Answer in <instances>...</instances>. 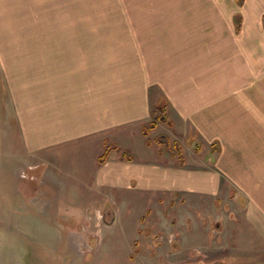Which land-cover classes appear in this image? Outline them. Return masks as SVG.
Listing matches in <instances>:
<instances>
[{
	"label": "rangeland",
	"instance_id": "1",
	"mask_svg": "<svg viewBox=\"0 0 264 264\" xmlns=\"http://www.w3.org/2000/svg\"><path fill=\"white\" fill-rule=\"evenodd\" d=\"M180 5L198 6L205 46L214 33L219 56H236L237 78L243 76L236 85L251 86L236 101L241 110L234 124L229 118L219 125L231 156L220 157L227 166L219 194L164 192L126 206L115 188L100 189L95 181L92 156L99 146L88 150L89 142L82 141L41 147L33 129L26 142L19 136L0 139V264H264V253L248 254L240 246L251 233L243 217L227 220L229 213L243 212L239 195L264 193V0H0V65L22 79L25 70L41 68L45 103L59 99L67 109L70 102L69 122L82 123L91 113L81 103L85 96L93 100L102 85L107 105H115L122 81L109 74L149 46L137 43V20L154 14L150 6L171 11ZM233 12L241 21L243 15L240 33ZM2 121L0 134L8 135ZM154 130H143L147 141L175 154L180 143L190 147L194 162L193 137L167 126ZM218 216L225 219L220 230Z\"/></svg>",
	"mask_w": 264,
	"mask_h": 264
},
{
	"label": "crops",
	"instance_id": "2",
	"mask_svg": "<svg viewBox=\"0 0 264 264\" xmlns=\"http://www.w3.org/2000/svg\"><path fill=\"white\" fill-rule=\"evenodd\" d=\"M146 6L143 5L138 12L145 10ZM175 7L170 11L150 6L154 14L137 20V43L145 42L149 46L140 50L138 56H126L129 59L121 64L123 68L109 74L121 78L118 82L122 81L115 105H107L108 94L102 85L93 90L94 93L99 92L93 100L89 95L85 96L86 101L81 103L91 113L88 120L86 117L82 123L69 122L70 102H67V109L59 103V99L45 103L41 68L25 70L27 75H23L25 78L22 79L14 78L12 69L5 68V64L0 65V119L8 130V135L6 132L0 134L1 141L19 136L26 142L28 131L33 129L35 135L32 138L40 142L41 147L43 143L48 146L51 143L59 146L74 143L77 146L76 143L82 141L89 142L86 143L88 150L99 146L101 150L92 156L96 160L93 167L95 181L100 189L115 188L126 206L142 200L147 202L164 192H191L209 197L218 195L221 172H225L224 166H227V162L221 165L220 157H231L224 152L229 145L222 144L219 125L229 118L234 124L241 110L237 111L236 101L242 94L250 93L251 86L236 85L235 80L243 77L239 73L237 78L239 67L236 56H219L220 41L218 44L214 33L207 36V42L211 38L213 41L205 46L203 15L198 6ZM232 14L235 25L236 12ZM150 20H153V27ZM146 22L149 25L145 26ZM241 24L238 33L243 29V15ZM262 26L264 29V14ZM230 41L231 37L227 38V44ZM103 69L107 71V68ZM127 77L133 79L128 84L123 83ZM48 95L56 94L52 92ZM163 100L171 126L167 122H159L153 133L167 126L172 133L193 137L196 141L192 148L196 154L194 162L189 155L190 147L185 150L180 143V158L179 152H166L161 144L149 145L144 137V127L152 122L153 111ZM107 145H116L122 151L113 152L105 164L97 165V159ZM123 152L133 160L125 159ZM1 155L4 152L0 150ZM115 155L118 160L114 161L112 158ZM237 162L233 160L231 167H235ZM257 193L259 195L253 194V191L249 195H239L245 201L243 210L240 208L243 212L235 210L236 215L229 213L227 216L230 222L234 217H237L235 222H240L243 217L244 226L251 231L248 241L240 244L248 254L264 253V193L262 189ZM216 221L220 230L225 219L218 216ZM230 225L228 223L227 227Z\"/></svg>",
	"mask_w": 264,
	"mask_h": 264
},
{
	"label": "trees",
	"instance_id": "3",
	"mask_svg": "<svg viewBox=\"0 0 264 264\" xmlns=\"http://www.w3.org/2000/svg\"><path fill=\"white\" fill-rule=\"evenodd\" d=\"M239 2L241 4L243 2V0H239ZM234 22H235L237 31L240 30L241 29V23H242L241 16L240 15H238V16L236 15ZM160 104H164V103H158L156 105V107H155V109L153 111V120H152V122L149 125L144 127V134L145 135H148L150 133V131L156 129L158 123L161 122V121H164V122H167V123L171 124L170 121L168 120V117H167L166 113H165L166 105H164V108L162 110L160 108ZM147 142H148L149 145L153 143L150 140H148ZM117 150H119V148L116 145H108V146H106L105 151L98 157V160H97L98 165L101 166V165L105 164L108 161V159L110 158L112 152L113 151H117ZM178 152L180 153V158H182V153H181L180 148H179ZM123 156L128 161H132L133 160V158L129 154L125 153V152H123Z\"/></svg>",
	"mask_w": 264,
	"mask_h": 264
}]
</instances>
